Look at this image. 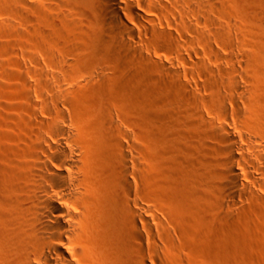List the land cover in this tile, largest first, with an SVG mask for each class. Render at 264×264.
I'll return each mask as SVG.
<instances>
[{
  "label": "bare ground",
  "instance_id": "6f19581e",
  "mask_svg": "<svg viewBox=\"0 0 264 264\" xmlns=\"http://www.w3.org/2000/svg\"><path fill=\"white\" fill-rule=\"evenodd\" d=\"M205 1L9 0L16 37L15 48L12 50L15 57L14 67L17 71L36 78L38 93L45 102V116L35 120L38 123L36 129H31L32 122L25 124V127L20 126L23 132L20 130L21 136L16 138L18 142L0 146V264H178L179 259L174 255V248L170 251L156 246L157 248L151 250V247L149 249L144 245L143 226L150 233L153 231L152 221L145 217V213L152 211V207L144 206L141 197L144 178L153 175L143 164L142 114L147 81L145 74H148L147 71L153 73L157 68H165L169 73L173 71L170 67L177 68L171 60L170 67L166 69L167 65L152 57V53L160 52L167 45V41L173 42L176 36L173 33L178 34L180 29H190L194 22L190 20L193 17L191 14L205 13ZM218 30L224 35L232 33H229L227 27ZM206 41L208 43L210 39ZM183 42L186 43L184 40ZM233 54L231 58L234 57ZM5 71L8 69L5 68ZM164 72L162 71L163 74ZM230 72L227 73V76L230 74L232 77L230 79L228 76L231 80L228 86L238 96L243 82ZM174 73L178 76L180 72L175 69ZM163 74L160 73L164 78ZM154 77L157 79V76ZM249 78L250 76L246 77L247 80ZM159 81L157 85L160 86ZM257 89L258 86L252 89L251 98L258 96ZM121 94L127 99L121 100ZM153 94L152 96L155 95ZM225 99V96H217L213 105L223 118V123L215 133L219 147L214 145V148H209L210 143L208 144L209 150L215 151L217 148L216 154L219 152L225 155L224 160H221V155L214 157L215 163L211 160L207 162L201 155L203 160L200 161L197 156L195 159L198 160H193L197 163H191L189 159L187 164H182L178 159H171L169 153L173 147L169 146L168 141H162L164 138L160 139L162 146L158 145V148L156 145L157 149L153 148L156 150L154 157L164 166L160 170L168 172L164 173L167 180H164L165 183L169 181V185L177 190L185 204L190 207H200L208 201L210 206L211 201L214 205L222 203L220 205L227 211L230 208L233 210V206H239L238 198L242 192L244 194L246 191L251 197L260 198L254 190L257 186L264 189V169L260 171L261 178H256L247 171L246 177L250 180L251 187L241 182V175L235 164H242L245 168L247 164L237 154L240 146L237 136L233 134L236 125L228 117ZM263 107L264 104L258 102L250 105V123L255 120L264 122ZM192 118L189 119L198 121V118ZM12 139L15 140L7 134L0 137L4 142ZM194 148L198 150V147ZM260 149L264 151V147ZM197 150L194 149L193 152ZM213 154L215 155L214 152ZM219 157L222 158L216 161ZM257 161L264 166L263 155H258ZM210 179L216 183L213 187L209 184L212 187L209 195L196 194L197 188L192 189L195 183H206ZM101 207L105 211V219L100 213ZM226 214L225 211V217ZM207 220L206 226L203 225L205 221L202 224L204 229L200 230L198 227L199 232L203 230L204 236H216L214 229L217 226L214 227ZM100 222L101 226H97ZM225 222L228 224L229 219ZM91 228L101 231L105 238L112 236L116 239L117 246L111 255L108 251L101 252L102 261L97 260L98 257L93 259L86 243L88 230ZM198 229L196 227L197 232ZM236 235L238 234L232 236ZM258 236L255 241L264 242V237ZM236 250L230 253L233 258L230 257L226 264H264V251L254 246Z\"/></svg>",
  "mask_w": 264,
  "mask_h": 264
},
{
  "label": "rangeland",
  "instance_id": "374dc122",
  "mask_svg": "<svg viewBox=\"0 0 264 264\" xmlns=\"http://www.w3.org/2000/svg\"><path fill=\"white\" fill-rule=\"evenodd\" d=\"M3 1L0 0V45H1L0 46V137L3 134L4 135L7 134L8 136L15 138V140L12 139L7 142L0 140V146L10 145L13 144L14 142H18L16 138L21 136L20 133L21 129L19 128L20 126L25 127V124L27 125L28 122H32L33 128L31 129H36L38 123L35 120L45 116V102L42 100V98L38 93V88H37L38 86L37 84H35L36 78L34 79L33 75L30 74L29 75L25 73L23 74L17 71L14 67L13 58L15 57H13L14 54L12 53H14V51L12 50H14L15 48L14 45L16 42L15 39L16 37L14 35L13 27H12L13 21H11V19L13 20V17L10 15L12 14V11L9 0L8 1L5 0L4 3ZM205 2H207V8H205V13L203 12V14L197 15V13L195 12L193 13V15L191 14V16L193 17L192 18L190 17V20L194 21L192 22L193 24L191 23L192 27L194 28L191 27L188 30L180 29L178 30V32L174 31L177 32L178 34L173 33L174 35H176L175 39L172 40L173 42L167 41V45H165L166 48L163 46L164 48L162 47L161 48L162 50L160 52L154 54L152 53V57L158 59V61H162L163 64L167 65V67L165 65L166 69L170 67L171 60L175 62L176 64L175 66L177 68L170 67V69H173V71H170V73L169 71H165L164 70L165 68L164 69L157 68V70L156 71L154 70L153 73L152 71H147L149 75L145 74L147 75V77H145L147 81L145 83L146 94L144 95V99H143L145 102L143 103L144 111L142 114L143 136H144L142 140V149L144 151V158H145L143 159V164L147 167V169L149 168L150 173L153 172L154 177L151 174L150 176H146L147 177V178L145 177L146 179L144 178L145 181L141 180V182L143 181V183L141 184L142 185L141 197L144 206H146L147 208L152 207L151 208L152 211L145 213V217L147 216L146 218L152 221L151 225L153 226L152 227L153 231L151 233L149 232L147 227L143 226V238L145 243L144 245L146 248L149 247V249L151 247V250L153 248L154 249L157 248L156 246H158V248L160 247V249L165 247L164 250L167 249L170 251L171 249L173 250L174 248L175 252L174 251L172 252H174V255L177 257V259H179L178 264H181V262L182 264H186V263L187 264H200V263L226 264L230 260V257L233 258L232 257L233 255L230 254V253H234L233 250L236 249L241 250L245 247L251 248L254 246L257 249L264 251V242H260L257 240H256L257 242L255 241V238L258 235H259L258 237H261V235H262L261 238L264 237V189L263 188L257 186V188L254 190L258 194L257 197L260 198L251 197V195L246 191L244 192L245 195L242 192L241 196H239L238 198L239 206H233L232 207L233 210L230 208V210L227 211L226 209L223 208L222 205H220L222 203L214 205L211 201H210V206L208 203L209 201L202 204L205 208L202 205H200V207L202 206L203 208L202 207L200 208L199 206L197 207V205L195 207L194 206L190 207L185 204V200H183L180 194L176 192L177 190L169 185L170 184L169 181L168 183L166 182L167 184L165 183V181H167L166 174H168V172L166 173V170L161 171L162 168H164V166L162 167V163H160V161H157L153 154L155 153L154 151H156L155 149H157L158 145L159 147L160 145L162 146L163 144L162 141H168L169 146L173 147L172 152L169 153L170 154L169 156L172 157L171 159L175 158L174 160L178 159L179 160L178 162H183L182 164H184V162H186L187 164L189 159H190L189 161L193 163L198 159H200L201 161L204 158L205 161L207 160V162L211 160L212 162L214 161L213 163H215L214 157L215 156L218 157L221 155L223 157V159L221 160H224L225 155L219 152L216 154L217 152L216 149L219 147L218 146L219 143L216 142L215 140V135H216L215 133L217 131L218 126L221 123H223V118L218 114L215 106L213 107V105H215L214 100L217 98V96L220 97L225 96L226 98L225 100H227L228 115H229L228 117L231 120V122L236 125L233 134L237 136L238 143L240 146V149L237 150V154L239 156L241 155L243 157V160L247 164L246 165L247 168H245L242 164L239 163L235 164L236 170L241 175V182L250 187L252 186L250 180H248L246 177L247 171H250L254 177L261 178L260 171L264 169V166L257 161V156L258 155L264 156V151H261L260 149V147H264V122H262L261 120H255V122L250 123L249 109H250V105L253 104L254 102L264 104V58H262L264 57V0H206ZM178 19L180 18L178 17ZM190 20L189 22H191ZM198 23L201 25H199ZM222 27H227L229 33L232 32L229 35L225 34L227 39H225L224 34H220V32H218L220 31L218 29L219 28L221 29ZM256 31L258 33H254ZM202 32L206 34L204 35ZM211 32L212 34L214 33V35H212ZM232 36L237 40L234 39ZM205 37H207L208 39ZM231 38L232 40H230ZM209 39L210 41L207 43L206 40ZM183 40L186 41L187 45L185 42H183ZM210 42H213V44ZM169 48L171 49L168 50ZM232 53H234L233 54L234 59L231 58ZM222 56H224V58ZM5 68L6 70L8 69L7 72L5 71ZM175 69H178V71L180 72L178 76H175L174 73ZM228 70L229 72L231 71L234 73L232 76H236L241 83L243 82L242 83L243 85H241V89L238 90V94H239L238 96L236 95V93L232 92L230 90L231 89L230 86H228L229 83L231 84V80H229L228 78V76L230 77V74L227 76V73H229ZM162 71L163 72L165 71L164 74L166 75H164ZM160 73L163 74L164 78L161 77L162 75H160ZM172 73H174V76ZM167 75L169 76V78ZM154 76H157V79ZM249 76L250 78L249 80H247L246 77ZM174 77L175 79H173ZM153 78L155 79L153 80ZM158 78H160V81L158 80ZM170 78H172L173 80ZM231 78L232 77H230V79ZM163 79L164 80L166 79L165 82ZM214 79L217 81L215 82ZM157 80L160 82V86L159 84L157 85L158 83ZM161 80H163V82H161ZM168 80L172 81L173 83ZM228 80L230 82H228ZM175 81L178 82L179 84L178 83L176 84ZM219 82L222 84H220ZM217 85L219 87L216 88ZM255 86H258L257 89L258 96L256 97L255 95L253 98H251V91L253 88H255ZM148 87L149 90H147ZM154 90H156L157 93ZM152 94L154 96H152ZM120 98L123 101L127 99V97L124 94L123 95L121 94ZM182 98L184 99V101ZM191 101H193L194 104ZM182 105H184V107H182ZM186 106L189 107L187 108ZM189 108L191 111H189ZM36 114H38V116H36ZM192 117L194 118V120H197L198 118V121L199 120L200 121L199 122L192 121L191 119H189ZM169 134L170 136H167ZM163 138L165 140L161 141L160 139ZM202 140H204L205 142ZM154 143H155V147H154ZM200 143L201 145H203L204 143L207 144H204L205 146L203 145L202 147ZM208 144H209V148H214V145L216 147L218 146L217 148L215 147L216 152L214 151V149L209 150ZM194 146L198 147V150L197 148H194ZM186 147H188L189 149L187 150ZM153 148L155 149L153 150ZM174 148L176 149L174 150ZM241 148L243 149V151ZM194 149L197 150L195 151L196 153L193 152ZM212 151L215 153V155L213 154ZM199 155L204 156V158L202 156L200 157ZM196 156L198 157L197 160L195 159L197 158ZM184 157L186 159H184ZM222 157H219V159L217 158L218 160L216 161H219L220 158ZM194 159L195 161H193ZM159 163L161 165H159ZM157 164L159 165L158 166L159 168L157 167ZM150 168H152V170H150ZM156 168H158L159 170L157 169L155 171ZM164 173L166 174L164 175ZM148 177L152 179H149ZM204 182L205 181L201 183L200 181V183L197 182L193 185L192 187L193 190H196L197 188L196 194L201 193L199 195H203V194L209 195L212 187L214 186L213 184L216 183L213 179H210L206 183ZM163 184L166 189L164 188ZM209 184L210 185L212 184L211 185L212 187H209L210 186ZM167 187H169L168 188L169 190L167 189ZM198 187L204 190L198 189ZM161 188L164 191L161 190ZM174 189H175L174 191L175 193L173 192ZM168 194L170 195V197ZM182 209H184V211ZM103 211L104 209L101 207L100 213L102 215V218L105 219L106 217L104 216L106 214L105 211L104 212ZM180 211L183 213V215H181L182 213ZM188 211H190L191 213H188ZM225 211L227 213L226 217L228 218H226L224 215ZM173 212L175 215L173 214ZM149 213L150 214L152 213V216ZM187 213L189 216H187ZM196 214L197 216H195ZM216 216L217 218L219 217L218 220H216L217 219ZM189 218L191 219L189 220ZM202 218H206V219H202ZM225 218L227 220L229 219V222L231 223L228 222L227 224V222H225L227 221ZM230 218L232 219L230 220ZM185 219H187V221ZM201 219L203 220L202 222ZM207 219L211 222L212 225L214 224L213 225L214 227L217 226L215 227V229L213 228L214 230H216L215 232L216 236L215 235L209 237L204 236L203 230L199 232L201 229L205 228L202 226L204 221L205 223L203 225L204 226L207 225L206 224ZM220 219H223V221L225 219V221L223 222ZM178 221L181 223H179ZM101 224L102 222L97 223V226H101ZM196 227L197 229L198 227L200 229V230L198 229V232L196 230ZM93 229L91 228L88 230L89 237L86 243L89 245L90 254L93 257V259L94 258L97 259L98 257L97 260L100 259L102 261L103 258L101 257L103 256L101 254L104 251H108L111 255V253L113 252V250H115L117 246V242L115 237L110 236L108 238H105V236L101 231L94 229L95 230L94 233ZM230 234L232 235L238 234V235H236V237L234 236L235 237L234 238L232 235L230 236ZM198 237L200 239L202 238L201 239L202 241H200ZM205 237H207V239ZM204 238L206 240H204ZM227 244L229 246L228 248H227ZM229 244L231 245V247L232 246L233 247L231 248ZM178 245L180 246V248ZM234 245L236 248L234 247ZM176 248L178 249L176 250ZM226 248L229 250V253ZM225 257L227 261L224 259Z\"/></svg>",
  "mask_w": 264,
  "mask_h": 264
}]
</instances>
